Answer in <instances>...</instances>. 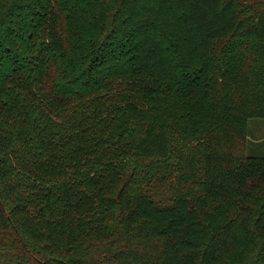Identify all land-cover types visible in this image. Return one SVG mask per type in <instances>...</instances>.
<instances>
[{
	"label": "trees",
	"instance_id": "1",
	"mask_svg": "<svg viewBox=\"0 0 264 264\" xmlns=\"http://www.w3.org/2000/svg\"><path fill=\"white\" fill-rule=\"evenodd\" d=\"M253 118L264 0H0V264H264Z\"/></svg>",
	"mask_w": 264,
	"mask_h": 264
},
{
	"label": "rangeland",
	"instance_id": "2",
	"mask_svg": "<svg viewBox=\"0 0 264 264\" xmlns=\"http://www.w3.org/2000/svg\"><path fill=\"white\" fill-rule=\"evenodd\" d=\"M249 137V153L255 155H264V119L253 118L249 120L247 127ZM198 185L188 187V190H197ZM137 245L150 253H156L158 244L152 239H137Z\"/></svg>",
	"mask_w": 264,
	"mask_h": 264
}]
</instances>
